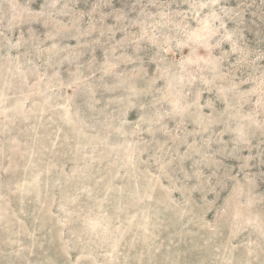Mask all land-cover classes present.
Here are the masks:
<instances>
[{
    "label": "rangeland",
    "instance_id": "374dc122",
    "mask_svg": "<svg viewBox=\"0 0 264 264\" xmlns=\"http://www.w3.org/2000/svg\"><path fill=\"white\" fill-rule=\"evenodd\" d=\"M2 1L0 264H264V0Z\"/></svg>",
    "mask_w": 264,
    "mask_h": 264
},
{
    "label": "trees",
    "instance_id": "16d2710c",
    "mask_svg": "<svg viewBox=\"0 0 264 264\" xmlns=\"http://www.w3.org/2000/svg\"><path fill=\"white\" fill-rule=\"evenodd\" d=\"M57 1H59V0H51V1L49 2V5H50V6H53V5H55V2H57ZM0 5H4V2H3L2 0H0ZM57 10H59V9L57 8L56 10H53V11L56 12ZM159 29L162 31V33H163L164 31H167V28L165 27V25H164V26H161ZM174 31H175V30L171 29V30L167 31V33L174 35V34H175ZM178 37H179V36H178ZM39 42H40V41H39ZM121 82H122V80L119 81V83H121ZM92 83H93L95 86H97V85L99 84V81H96V83H95V81H94V82H92ZM104 104H105V105H103V107L105 108V111H107V109H108V105H109V100L106 99V100L104 101ZM181 105L184 106L182 103H181ZM78 109H79V108H78ZM151 110H153V111H151V113H155V112H156V110H155L154 108H152ZM79 111H80V109H79ZM84 112H85V111H82V112L80 111V116L82 117L83 122H84L85 124H87L88 126L90 125V126H92L94 129H96V130H99V131H103V130H105L106 132H107V128H110V127H111V125H112V121H111L110 118L105 117V116L101 117V115H100V116L95 115V117H91V118L89 117V118H90V119H89V118H87V117L85 116V113H84ZM114 123H116V121H114ZM111 134H112V133H110V135L107 137V138H109V140L111 139V138H110V137H111ZM88 162H89V161H87L86 163H88ZM86 163L81 164V165L79 166V168L82 169ZM93 174H94V176H97V175H98V172L95 171V170H93Z\"/></svg>",
    "mask_w": 264,
    "mask_h": 264
}]
</instances>
